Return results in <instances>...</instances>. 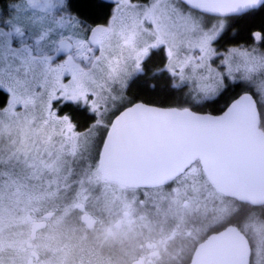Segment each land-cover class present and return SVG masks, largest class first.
I'll use <instances>...</instances> for the list:
<instances>
[{
  "label": "snow or ice",
  "instance_id": "snow-or-ice-1",
  "mask_svg": "<svg viewBox=\"0 0 264 264\" xmlns=\"http://www.w3.org/2000/svg\"><path fill=\"white\" fill-rule=\"evenodd\" d=\"M262 12L264 0H0V126L36 130L22 151L0 147V193L53 177L79 185L101 174L171 178L197 161L222 171L231 129L250 111L264 119V27L229 37L240 19ZM156 80L167 83L158 89ZM145 88H187L223 106L216 115L165 107L141 99ZM76 114L88 121L83 129ZM172 128L194 132L188 152L122 166L106 159L110 141ZM48 129L55 135L41 138ZM247 264H264V255L250 250Z\"/></svg>",
  "mask_w": 264,
  "mask_h": 264
},
{
  "label": "flooded vegetation",
  "instance_id": "flooded-vegetation-1",
  "mask_svg": "<svg viewBox=\"0 0 264 264\" xmlns=\"http://www.w3.org/2000/svg\"><path fill=\"white\" fill-rule=\"evenodd\" d=\"M152 139L135 142L146 148ZM160 141L155 139V150ZM199 173L221 205L200 200L190 180L181 182ZM67 183L76 195L70 193L57 211L28 206L21 219L19 211L10 213L17 217L12 231H0V264H189L212 234L231 224L245 234L246 205L264 210L263 199L220 191L199 161L171 178L143 174L130 181L101 174L84 185Z\"/></svg>",
  "mask_w": 264,
  "mask_h": 264
},
{
  "label": "water",
  "instance_id": "water-1",
  "mask_svg": "<svg viewBox=\"0 0 264 264\" xmlns=\"http://www.w3.org/2000/svg\"><path fill=\"white\" fill-rule=\"evenodd\" d=\"M260 124L261 119L250 111L231 129L226 139L231 164L224 166L222 171L214 169L207 162L199 161L207 177L220 191L245 200H264V128ZM171 131L173 133L169 136L153 137L152 145L146 148L138 147L136 139L122 140L118 145L111 144L106 159L111 158L122 166L131 160L159 159L169 154L186 153L197 142L194 132L190 129L173 128ZM155 139L161 140L160 143L163 144L159 150H155L156 145H153ZM184 163L187 164L188 160L185 159ZM184 170V167L177 166L175 172L178 174ZM236 172L244 175L246 179H235ZM143 174L137 173L128 178L122 173L121 177L134 181L136 178L140 179ZM197 250L189 264H247L251 246L247 236L236 225L231 224L209 236ZM201 253L207 254V257L202 258Z\"/></svg>",
  "mask_w": 264,
  "mask_h": 264
},
{
  "label": "rangeland",
  "instance_id": "rangeland-1",
  "mask_svg": "<svg viewBox=\"0 0 264 264\" xmlns=\"http://www.w3.org/2000/svg\"><path fill=\"white\" fill-rule=\"evenodd\" d=\"M228 20L225 21L227 24ZM215 23V21H211ZM184 95L189 99L200 100L201 98L195 93L184 88ZM191 109V108H190ZM44 135H55L52 129L41 133V138ZM0 147L7 148L10 144H14L17 151H22L24 147L30 144V141L36 138V130L31 129L27 122L18 123L12 122L11 124L5 123L0 126ZM64 180V181H63ZM192 183L193 188L200 191V200L207 201V203L216 202L218 205L222 204V199L215 195L205 179L199 173L192 177L182 179L181 182L189 181ZM68 178L58 179L53 177L52 180L45 183H36L35 186H22L13 184L0 193V231H12V226L15 223L17 216H9L12 211L21 213L18 217L23 216V211L28 206L40 208L43 210L62 208L61 203H64L66 197L72 193L73 186L68 184ZM75 191V190H74ZM76 195V191L72 193ZM38 199V200H37ZM65 204V203H64ZM63 204V205H64ZM236 208V203H234ZM20 217V219H21ZM61 219L56 217L55 222ZM245 235L247 236L253 257L257 253L264 255V210L261 207L245 206Z\"/></svg>",
  "mask_w": 264,
  "mask_h": 264
},
{
  "label": "trees",
  "instance_id": "trees-1",
  "mask_svg": "<svg viewBox=\"0 0 264 264\" xmlns=\"http://www.w3.org/2000/svg\"><path fill=\"white\" fill-rule=\"evenodd\" d=\"M232 21L228 20L227 24H231ZM261 27H264V12L255 15L250 16L247 18L240 19L238 23L235 24V27L232 29L231 32H229V37L232 36L233 33H239L241 37L246 36L248 34L249 29H259ZM242 42V41H241ZM227 43V41L223 42ZM152 83H156L158 85V89L162 88L166 85V81L164 80H156L152 81ZM135 92V90H133ZM187 95H184V89H181L180 91L174 92L171 95L167 92H160L159 90L156 93H153L147 88L143 92L140 93V98L154 102V103H160L164 106L169 105H177V106H183V107H189L193 111H200V112H211V113H219L220 107H222V103L218 105H207V103L203 100H192ZM199 101V103H198ZM76 123H78L81 127V129L84 128L86 123H88L85 116H82L80 114H76L75 116ZM264 128V119H261V124ZM7 225H5V229H9Z\"/></svg>",
  "mask_w": 264,
  "mask_h": 264
}]
</instances>
